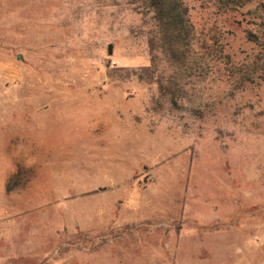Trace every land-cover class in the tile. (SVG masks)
<instances>
[{
    "label": "rangeland",
    "instance_id": "obj_1",
    "mask_svg": "<svg viewBox=\"0 0 264 264\" xmlns=\"http://www.w3.org/2000/svg\"><path fill=\"white\" fill-rule=\"evenodd\" d=\"M204 1L152 67L130 0H0V264H264V0Z\"/></svg>",
    "mask_w": 264,
    "mask_h": 264
},
{
    "label": "trees",
    "instance_id": "obj_2",
    "mask_svg": "<svg viewBox=\"0 0 264 264\" xmlns=\"http://www.w3.org/2000/svg\"><path fill=\"white\" fill-rule=\"evenodd\" d=\"M245 1L243 0L240 4L235 0H206L200 7L203 10L206 9L211 16L228 20L230 12L234 11L237 4L242 7ZM130 4H137L154 20L156 36L152 35L149 40L152 67L156 64L158 56L164 57L167 62L175 65L191 66L197 62L196 49L199 48L204 51L205 49L209 50L208 56L217 57L213 46L217 44L219 34L216 39L215 35H212L215 39L212 47L207 43V38L199 43L200 35L191 13L189 14V11L195 7H190L188 0H130ZM156 45L159 46L157 56L153 55ZM225 56L229 57V53H226Z\"/></svg>",
    "mask_w": 264,
    "mask_h": 264
},
{
    "label": "water",
    "instance_id": "obj_3",
    "mask_svg": "<svg viewBox=\"0 0 264 264\" xmlns=\"http://www.w3.org/2000/svg\"><path fill=\"white\" fill-rule=\"evenodd\" d=\"M111 53H112V47L108 46V55H111Z\"/></svg>",
    "mask_w": 264,
    "mask_h": 264
}]
</instances>
